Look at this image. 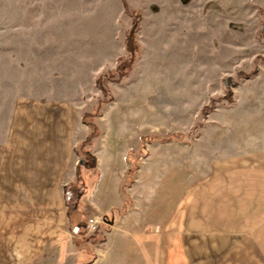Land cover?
<instances>
[{
  "label": "rangeland",
  "instance_id": "1",
  "mask_svg": "<svg viewBox=\"0 0 264 264\" xmlns=\"http://www.w3.org/2000/svg\"><path fill=\"white\" fill-rule=\"evenodd\" d=\"M46 96L75 99L92 139L98 120H137L126 184L142 164L188 185L264 164V0H0V142L15 104Z\"/></svg>",
  "mask_w": 264,
  "mask_h": 264
},
{
  "label": "crops",
  "instance_id": "2",
  "mask_svg": "<svg viewBox=\"0 0 264 264\" xmlns=\"http://www.w3.org/2000/svg\"><path fill=\"white\" fill-rule=\"evenodd\" d=\"M83 112L59 96L13 107L0 142L1 264H264V164L218 167L190 185L184 170L176 180L161 167L154 180L157 167L142 164L126 184L137 120L96 122L88 147L98 176L84 174L78 200L107 226L99 244L74 234L64 187L90 130Z\"/></svg>",
  "mask_w": 264,
  "mask_h": 264
},
{
  "label": "trees",
  "instance_id": "3",
  "mask_svg": "<svg viewBox=\"0 0 264 264\" xmlns=\"http://www.w3.org/2000/svg\"><path fill=\"white\" fill-rule=\"evenodd\" d=\"M131 35H129L126 38V47L127 51L131 54L134 52L133 45L134 43L131 41ZM87 122V121H86ZM90 125V132L87 135V137L81 141L77 148H76V153L79 156V160L81 159L82 161H78L77 166H76V173H75V178L72 182H70L68 185L64 187V198L66 201V204L68 206V218H69V227L71 231L76 234V235H83L84 234V212L82 209V206L79 203V195L84 191V189L87 187L89 181L86 179L84 173L82 170H94L95 168V158L94 156L90 153L88 149H85L84 146L87 144H90L92 138L97 134L96 128L94 124H91L87 122ZM84 148V149H83ZM94 178L93 181L97 179V172L94 170ZM70 198H73V203L71 206H69V201ZM93 243L97 242L95 241L96 238L92 239ZM77 245H82L80 243H77ZM93 254H91L90 259H92ZM89 259V261H90Z\"/></svg>",
  "mask_w": 264,
  "mask_h": 264
},
{
  "label": "built area",
  "instance_id": "4",
  "mask_svg": "<svg viewBox=\"0 0 264 264\" xmlns=\"http://www.w3.org/2000/svg\"><path fill=\"white\" fill-rule=\"evenodd\" d=\"M98 226V220L96 216L94 217H86L84 222V228L87 232L94 231Z\"/></svg>",
  "mask_w": 264,
  "mask_h": 264
},
{
  "label": "water",
  "instance_id": "5",
  "mask_svg": "<svg viewBox=\"0 0 264 264\" xmlns=\"http://www.w3.org/2000/svg\"><path fill=\"white\" fill-rule=\"evenodd\" d=\"M79 161L81 162L82 160L80 159Z\"/></svg>",
  "mask_w": 264,
  "mask_h": 264
}]
</instances>
